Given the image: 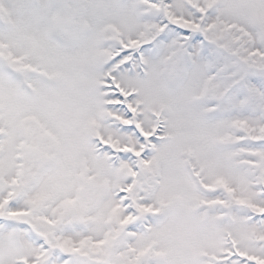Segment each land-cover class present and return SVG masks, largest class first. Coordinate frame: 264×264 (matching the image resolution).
<instances>
[{
    "label": "snow or ice",
    "instance_id": "1",
    "mask_svg": "<svg viewBox=\"0 0 264 264\" xmlns=\"http://www.w3.org/2000/svg\"><path fill=\"white\" fill-rule=\"evenodd\" d=\"M0 264H264V0H0Z\"/></svg>",
    "mask_w": 264,
    "mask_h": 264
}]
</instances>
